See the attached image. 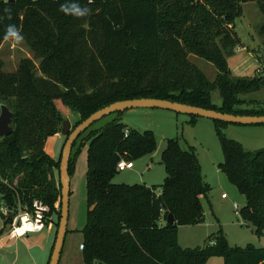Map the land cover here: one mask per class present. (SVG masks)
I'll return each mask as SVG.
<instances>
[{"label":"trees","instance_id":"16d2710c","mask_svg":"<svg viewBox=\"0 0 264 264\" xmlns=\"http://www.w3.org/2000/svg\"><path fill=\"white\" fill-rule=\"evenodd\" d=\"M246 2H256L264 15V0H0V46L13 24L33 54L21 58L15 71H5L0 58V100L14 113L11 133L0 138V197L7 208L0 214L1 230L19 206L29 207L34 199L60 218L55 177L60 158L55 161L44 149L64 120L55 99L79 115L77 123L113 102L134 98L264 115L263 103L239 97L260 90L264 74L232 77L226 61L241 45L234 26ZM74 5L88 8L89 14L75 17ZM252 51L260 60L261 51ZM191 54L214 64L213 81L189 61ZM214 89L221 95L220 106L212 102ZM249 103L253 106L238 108ZM116 114L82 137L81 147L88 141L84 263L205 264L217 256L223 264H264V247L230 246L222 234L195 248L176 242L177 226L202 220L200 199L211 190L193 146L165 140L160 186L112 182L120 159L136 160L156 149L153 131L128 130L121 113ZM214 124L223 154L218 166L245 196L240 216L259 237L264 233V148L246 150L226 137V122ZM74 160L70 156V176ZM169 214L173 224L167 223Z\"/></svg>","mask_w":264,"mask_h":264},{"label":"rangeland","instance_id":"374dc122","mask_svg":"<svg viewBox=\"0 0 264 264\" xmlns=\"http://www.w3.org/2000/svg\"><path fill=\"white\" fill-rule=\"evenodd\" d=\"M234 27L241 39V45L226 59L227 66L231 70V76L249 77L256 73L264 74L260 60L256 53L252 51L253 49L258 51L261 48L264 49V15L260 11L259 5L256 2L242 3L240 14L236 18ZM23 57H33L32 52L23 40L19 43L11 40L2 42L0 58L4 61L3 69L5 71H15L19 60ZM189 61L200 68L210 81L216 78L217 69L211 62L193 54L189 55ZM239 97L244 100H257L258 103H263L264 105V86L258 91L240 94ZM211 98L215 105H221L222 99L218 89L212 90ZM252 106L250 103L241 104L238 108ZM117 116L116 113H112L95 121L77 139L72 148L71 156L75 160L70 182L67 232L59 264H85L80 244H82L84 238L81 230L87 221L86 152L88 141L81 147L82 137L91 130L107 125ZM119 119L128 130L153 131L156 137V149L149 155L127 161L128 167L121 171L117 170L118 172L112 178L113 183L160 186L165 177L164 166L160 157L162 150L166 147L165 140L167 138H177L184 148L193 146L195 149L201 174L210 185L211 190L207 197H201L200 199L203 208L202 220L193 225L177 226L176 242L179 246L182 248L204 246L208 242L211 243L216 238V235L222 234L230 246L244 247L247 244H253L257 247H264V233L259 237L255 235L253 226L243 221L240 216V209L246 203L245 196L240 194L236 187L227 180L226 175L218 166L223 161V154L215 131L214 120L195 116L192 122L191 115L177 113L170 109L150 107L125 110L121 113ZM223 131L227 138L239 142L246 150L264 148V124L243 125L226 123ZM56 179L59 180V177ZM223 193L227 196L226 198L221 197ZM234 204L237 205L236 208ZM58 205L59 201L56 203V208L59 207ZM53 221L54 223L50 225V229H52L50 233L51 239L49 242H44L42 250L35 248L27 251V246L21 243H16L15 246L9 244V249L19 251V255L14 261V253L8 251V264L13 261V264H48L54 233L58 227V214H53ZM2 226L3 222L0 216V228ZM42 233L28 235L40 236ZM38 242L42 244L43 239ZM205 264H223V259L213 256L208 258Z\"/></svg>","mask_w":264,"mask_h":264},{"label":"water","instance_id":"95a60500","mask_svg":"<svg viewBox=\"0 0 264 264\" xmlns=\"http://www.w3.org/2000/svg\"><path fill=\"white\" fill-rule=\"evenodd\" d=\"M260 63L264 68V49L260 50ZM138 107H150V108H163L170 109L177 113L188 114L192 116L206 117L212 120H219L226 123L235 124H264V115H245V114H233L224 113L215 109H207L194 105H188L179 102H173L167 99L158 98H134L125 99L113 102L97 111L92 113L89 117L77 123L73 128H69L67 122L63 123V134L66 139L63 144L59 167H58V177L60 185V218L58 222V227L55 233V239L53 248L51 251L50 259L48 264H59L61 257V251L64 243L65 234L67 232V220L69 213V193H70V180L71 176L69 174V161L71 156L72 147L80 136L91 124L95 121L101 119L116 112H124L125 110ZM14 117L13 111L10 107L0 100V138L7 136L11 133V121ZM2 197H0L1 205ZM174 218L172 214L167 217V223L173 224Z\"/></svg>","mask_w":264,"mask_h":264},{"label":"crops","instance_id":"0c3cea01","mask_svg":"<svg viewBox=\"0 0 264 264\" xmlns=\"http://www.w3.org/2000/svg\"><path fill=\"white\" fill-rule=\"evenodd\" d=\"M54 103H55L57 110L61 113V115H63L64 120L61 124V129L56 134H54L53 136H50L46 139L44 149L56 161L60 158L61 150H62L63 144L65 142V139H66L65 135L63 134V129H62L63 123L67 122L69 124V128L71 129L79 121V115L77 113L73 112L72 110H70L62 102L61 99H55ZM55 176H56V178L58 177V172L55 173ZM70 182H71V180H70ZM226 197H222V198H226ZM1 228H0V230H1ZM51 232H52V229H50V226H47L45 228V231L40 236H36V235L29 236V235H27V236H25V238L22 237L20 239H12L6 234V227H4L3 230L0 231V264H8V259H9L8 255H7L8 251H11L12 253H14V255H15L14 261L16 260V258L19 255V251H17V250L13 251L12 249H9L10 248L9 244L15 246L16 243H21V244L27 246V251L34 250L35 248H39V250H42L44 242L50 241V239H51L50 233ZM55 233H56V230H55ZM55 233H54V239H55ZM42 239H43V243L41 244V242H38V241L39 240L41 241ZM38 243H40V245H38ZM53 244H54V240L52 243V248H53ZM52 248H51V251H52ZM14 261L11 264H13Z\"/></svg>","mask_w":264,"mask_h":264},{"label":"built area","instance_id":"2783aa9c","mask_svg":"<svg viewBox=\"0 0 264 264\" xmlns=\"http://www.w3.org/2000/svg\"><path fill=\"white\" fill-rule=\"evenodd\" d=\"M128 167L125 159H120L117 163V170L121 171ZM221 197H226L223 193ZM1 211L7 213V208L3 205ZM236 208L237 205L234 204ZM53 214L50 213L49 206L40 199H34L29 207L19 206L13 215L11 222L6 226V234L12 239H20L32 233H40L47 226L53 224ZM83 244H80V249Z\"/></svg>","mask_w":264,"mask_h":264},{"label":"clouds","instance_id":"9594fccd","mask_svg":"<svg viewBox=\"0 0 264 264\" xmlns=\"http://www.w3.org/2000/svg\"><path fill=\"white\" fill-rule=\"evenodd\" d=\"M62 12H64L65 14L68 13V8L61 5V9ZM89 9L85 8V9H81L79 6L74 5L72 8V15H74L75 17L79 18V17H85L89 14ZM4 39L5 40H11L14 41L16 43H19L23 40V36L21 35L20 30L17 28L16 25L10 24L7 26V31L4 35Z\"/></svg>","mask_w":264,"mask_h":264}]
</instances>
